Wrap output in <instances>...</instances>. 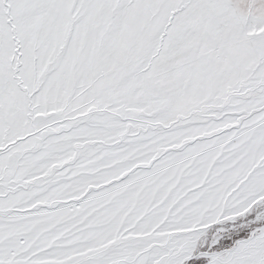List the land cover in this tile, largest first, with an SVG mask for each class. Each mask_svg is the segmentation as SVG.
<instances>
[{"label":"snow or ice","instance_id":"1","mask_svg":"<svg viewBox=\"0 0 264 264\" xmlns=\"http://www.w3.org/2000/svg\"><path fill=\"white\" fill-rule=\"evenodd\" d=\"M0 264H264V0H0Z\"/></svg>","mask_w":264,"mask_h":264}]
</instances>
